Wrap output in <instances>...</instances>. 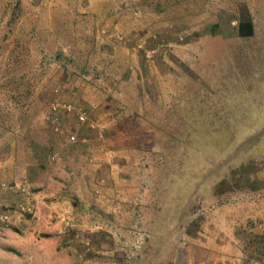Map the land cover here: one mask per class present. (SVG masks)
Instances as JSON below:
<instances>
[{
    "label": "rangeland",
    "instance_id": "1",
    "mask_svg": "<svg viewBox=\"0 0 264 264\" xmlns=\"http://www.w3.org/2000/svg\"><path fill=\"white\" fill-rule=\"evenodd\" d=\"M151 34L163 43L146 62L132 43ZM54 103L82 107L103 138ZM8 160L41 183L30 192L65 191L59 241L76 255L180 264L209 243L205 255L264 264V0H0V169L12 172Z\"/></svg>",
    "mask_w": 264,
    "mask_h": 264
},
{
    "label": "crops",
    "instance_id": "2",
    "mask_svg": "<svg viewBox=\"0 0 264 264\" xmlns=\"http://www.w3.org/2000/svg\"><path fill=\"white\" fill-rule=\"evenodd\" d=\"M81 135L85 136L80 133ZM87 141H89L88 138ZM99 158L98 161L103 162L104 169L108 168L104 156ZM8 162L14 166L13 171H8L6 166L0 169V183L19 182L29 189L31 186L41 184L32 181L24 165L12 163V160ZM104 169H100V172L102 173ZM104 182L106 181L101 177L100 184L105 186ZM40 188L30 192L31 196L27 201L32 207V214L22 215L18 212L14 213L13 210L10 223L0 229V264H99L96 258H86L84 254L76 255V250L73 248V251L67 245L68 241H59L63 233V221L69 217V213L72 214L69 207L73 208L63 194L65 191L61 188L58 192L51 187ZM20 202L22 197L19 194L11 190L0 191V208L16 209ZM25 216L30 218L27 219ZM40 233L49 236L39 241L37 238ZM206 245L210 247L211 244ZM206 245L196 247L200 253L193 255L192 261L183 259L180 264H220L228 259L225 256L214 257L209 252L205 255ZM135 256L131 254V258Z\"/></svg>",
    "mask_w": 264,
    "mask_h": 264
},
{
    "label": "built area",
    "instance_id": "3",
    "mask_svg": "<svg viewBox=\"0 0 264 264\" xmlns=\"http://www.w3.org/2000/svg\"><path fill=\"white\" fill-rule=\"evenodd\" d=\"M115 39L118 42H122L123 44H126L128 40H125V37H123L120 34L114 35ZM162 43L159 41L157 35L151 34L147 39H141L138 41H135L132 43V49L133 51H136L137 53H142V55L145 57V61L149 62L151 59H153L161 50ZM150 46V47H148ZM60 108H62L66 113H71L76 121L78 126L87 125L90 130L95 131V134L98 139H102L104 136V130L101 125H98L94 120L90 119L88 116V113L82 108L77 106H72L68 103H54L51 106V111H57ZM48 120L53 127L55 131L58 130V122L57 118H54L52 115L48 117ZM69 140L71 142H80L82 144L87 143V138L85 136L78 135L77 132H69L68 133ZM5 190H11L17 194H19L22 197V202H20L15 209L11 208H0V229L6 227L10 223V219L12 216V213H21L24 214H32L33 210L32 207L27 202L28 199L31 196V193L29 191V188L22 183L19 182H12V183H6L2 182L0 183V191ZM14 210V211H13ZM67 225V223H66ZM85 248L88 251L90 249V241L85 242ZM235 261L231 260L230 258L222 261L220 264H234Z\"/></svg>",
    "mask_w": 264,
    "mask_h": 264
},
{
    "label": "trees",
    "instance_id": "4",
    "mask_svg": "<svg viewBox=\"0 0 264 264\" xmlns=\"http://www.w3.org/2000/svg\"><path fill=\"white\" fill-rule=\"evenodd\" d=\"M237 32L240 37H250L254 34V24L251 20H240L237 26ZM248 168V167H247ZM247 168L243 167L241 169V172L244 174H247ZM246 182L248 183V177H246ZM251 182V181H250ZM252 184H254V181H252ZM262 200V197H260V201ZM49 235H44L43 237H48ZM13 251V250H11Z\"/></svg>",
    "mask_w": 264,
    "mask_h": 264
}]
</instances>
